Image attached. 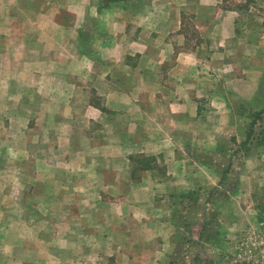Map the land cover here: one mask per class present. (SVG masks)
Instances as JSON below:
<instances>
[{
    "label": "crops",
    "instance_id": "0c3cea01",
    "mask_svg": "<svg viewBox=\"0 0 264 264\" xmlns=\"http://www.w3.org/2000/svg\"><path fill=\"white\" fill-rule=\"evenodd\" d=\"M263 109L264 0H0V155L32 196L4 200L0 264H179L184 198L225 185L201 154ZM261 149L219 202L239 232Z\"/></svg>",
    "mask_w": 264,
    "mask_h": 264
},
{
    "label": "rangeland",
    "instance_id": "374dc122",
    "mask_svg": "<svg viewBox=\"0 0 264 264\" xmlns=\"http://www.w3.org/2000/svg\"><path fill=\"white\" fill-rule=\"evenodd\" d=\"M234 110L236 111V108H234ZM236 113L237 115H241V120L246 122L254 119V114H250L246 110H242L241 113ZM238 124L240 125L243 123L241 121L238 122L237 125ZM258 126L257 124V127ZM1 142L2 140L0 138V143ZM238 144L236 140H225L220 144L219 152L209 153L208 155L201 154V158L207 162L216 164V170L218 171V168L226 163L228 154H230ZM261 150V153H263L264 149ZM244 160V157L240 159L233 157L232 161L228 160V166L231 165V168L235 170L228 172L227 182L222 188L220 187L221 189H219L220 193L218 197H221L222 194V197H224L229 191H233V186L236 184L238 176L241 173L239 169ZM25 162L30 163L29 156H25ZM18 164V158L14 154V151L11 150L7 155H0V230L2 226H4L2 219L5 215L3 209L6 205L4 201L5 198H12V203L9 207V215H12L16 210L18 211L13 199L16 198L15 185L20 189V178H22L25 186L24 190L17 195L19 203L22 201V198H32L30 194L31 173L26 168L25 171H23V169H21L22 166L17 167ZM21 172H23V175H21ZM16 181L17 183H15ZM203 196L205 198L207 197L206 190H199L197 195L192 196L196 198H184V203L188 204V206H186L187 208L184 210V219L182 217L178 218V222L181 223L182 228L178 229V235L174 238L176 240V247L179 250L176 251L172 260L180 262L179 264H263L264 224H258V220H253L254 222L252 221L248 225V228H252L253 230L247 229L244 233L246 229H240L241 232H239V229H236L241 227L239 223L237 222L236 225L230 224V219L228 218V213L232 208L229 210L227 205L220 206L217 202L220 198H212L213 201L207 200V204L205 203V198H201ZM255 197H257V195L254 196L252 193H249L247 198ZM252 204L254 205L255 201H252ZM11 222V227H13L15 225V220L12 219ZM256 222L259 225L257 227ZM228 229L235 231L228 232ZM200 233H202L201 236ZM236 233H241L243 235L233 237ZM231 243L237 244L233 245ZM243 243L247 244L245 245V249H241Z\"/></svg>",
    "mask_w": 264,
    "mask_h": 264
},
{
    "label": "trees",
    "instance_id": "16d2710c",
    "mask_svg": "<svg viewBox=\"0 0 264 264\" xmlns=\"http://www.w3.org/2000/svg\"><path fill=\"white\" fill-rule=\"evenodd\" d=\"M254 114V119L250 121L248 127V133L246 135V138L243 139L236 148L233 149V151L228 154L229 160L232 161L233 157L236 159L240 158H245L248 156L249 153L253 152L254 150L264 147V109L257 111V112H252ZM251 114V113H250ZM260 119V120H259ZM260 122V124H259ZM257 124L259 125L257 127ZM257 127V128H256ZM244 164V161L242 162ZM235 170L234 168H231V165L228 166L222 173V179L220 184H225V181L227 182L228 179V172ZM238 185V179L236 181V184L233 186V191L236 189ZM223 187V186H222ZM221 187V188H222ZM220 187L215 188L212 190L209 194L208 201H213L212 198H220L218 199V203L224 198L218 197V194L220 193L219 189ZM225 196V195H224ZM202 233H200V236ZM198 242V241H197Z\"/></svg>",
    "mask_w": 264,
    "mask_h": 264
},
{
    "label": "built area",
    "instance_id": "2783aa9c",
    "mask_svg": "<svg viewBox=\"0 0 264 264\" xmlns=\"http://www.w3.org/2000/svg\"><path fill=\"white\" fill-rule=\"evenodd\" d=\"M263 264H264V262H263Z\"/></svg>",
    "mask_w": 264,
    "mask_h": 264
}]
</instances>
